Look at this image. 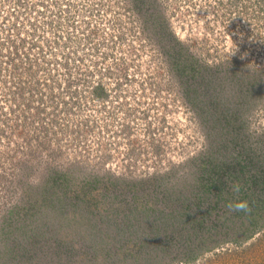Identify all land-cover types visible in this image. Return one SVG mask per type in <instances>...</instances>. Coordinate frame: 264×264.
<instances>
[{
  "label": "rangeland",
  "instance_id": "374dc122",
  "mask_svg": "<svg viewBox=\"0 0 264 264\" xmlns=\"http://www.w3.org/2000/svg\"><path fill=\"white\" fill-rule=\"evenodd\" d=\"M258 9L255 0H0V256L13 242L30 241L27 223L42 222L43 210L36 205L30 217L27 208L50 175L62 172L81 185L98 180L92 219L74 216L75 195L59 205L61 213L48 210L62 223L71 264H264V226L248 238L239 220L231 231L215 232L219 241L209 244L221 245L186 263L203 241L187 240L183 230L165 251L147 253L144 238L121 229L105 234L107 224L97 221L93 247L109 236L99 251L80 244L62 216L69 212L70 224L84 226L102 220L107 206L125 210L122 201L132 196L126 188L136 181L145 193L140 214L156 209L163 217L161 210L173 208L168 197H178L173 189L182 197L199 189L197 169L210 150L229 161L252 152L264 165ZM189 61L199 68L197 80L188 78ZM187 86L200 93L204 112ZM254 187L248 181L246 190ZM80 193L91 207L88 188Z\"/></svg>",
  "mask_w": 264,
  "mask_h": 264
},
{
  "label": "trees",
  "instance_id": "16d2710c",
  "mask_svg": "<svg viewBox=\"0 0 264 264\" xmlns=\"http://www.w3.org/2000/svg\"><path fill=\"white\" fill-rule=\"evenodd\" d=\"M193 63L194 62H192V64ZM186 64V71L189 73L187 74L189 76L188 78L191 79L190 77H193L194 80H197L200 74L199 68H195L194 66L189 68L191 61ZM204 79L207 80V78H203V80ZM208 81L211 82L212 80ZM208 81L207 83L209 85ZM189 87L190 86H187L186 88L187 95H192L190 92H194L195 94L191 96L195 103L193 106L200 112H204L203 105L200 104V93L198 90L195 91ZM229 116H231V114ZM226 121L229 124L228 117ZM230 121H232L231 118ZM220 153L222 154V152ZM213 154L216 153L210 150L207 158L201 162V167L197 169L201 174V182L197 184V188L199 189L193 193L185 194L183 197L179 195L182 194L183 191L178 188L173 189L172 192L176 193L178 197L174 199L168 197L169 203L173 208L171 210H161L163 215V217L161 216L162 218L159 212H155L156 209L153 210L150 216H143L140 214L137 203L140 201V198L144 196L145 191L147 195H150L151 192L148 186H145L142 187L143 190H145L144 192L142 190L144 194H140V190L138 189L139 186L135 181L132 182V184H128L129 187L126 188V190L130 191L132 196L126 197V199L122 201L121 205L125 206V210L124 208L121 210L119 206H107V208H105V214L101 216L102 220L94 219L93 221L95 223L89 221L87 222L88 224L84 226L82 222L78 225L77 223L70 224L69 215H71V213L64 211L62 215L66 218L64 222L67 223V228L71 227V231H75V234L79 237L77 238L80 244L85 243L89 249H98L99 251L104 250L102 246H104V242L108 240L109 236H104V241L100 238L101 241L97 242L96 248L93 247V241L88 239H92L96 237V235L98 236L97 232L99 231V226L96 225L97 221H102L107 224V226L103 224L105 227L101 226L102 228L100 229L101 232L104 229L105 234L111 232L115 234L116 232L117 234L115 235L117 236L119 232H121V229L124 232L122 235L128 233L132 237L139 236L141 239L144 238L142 240L144 241L143 249L145 248L144 252L147 253L154 251L158 252V250L165 251V248L170 245L168 240L170 242L172 241V234L175 235L179 229L183 230L188 235L187 240L193 237V239L198 242L203 241L199 249H191V254H188L185 258L186 263H191V261H194L199 255H203L207 251H213V249L221 245L223 242H216L214 244H209V242L216 241L213 235L215 232H218V230H220V232L231 231L232 223L235 224L237 220L240 221V225L244 226L243 231L247 232L246 236L252 238L262 229V226H264V165L261 161L257 162V160L253 158L252 152L241 151L238 155L245 156V159L237 157L231 158L230 161V158L227 159L220 156L215 158L211 157ZM233 156H235V154ZM246 171H249V173H246ZM61 173L50 175L45 182V189L38 193L33 204L27 208L30 217L32 216L31 210L36 205H40V211L43 210V216L40 214L39 217V219H41L42 216V222L34 221V217H31V222L29 221V223H27L29 228L26 229L25 235L27 238H30V241H27V243L25 242L26 245L22 244L19 246L18 244L19 247L16 246L17 249L15 247L16 244L13 242L11 247L9 246L10 252L8 255L0 256V259H3L2 264H71L73 260V258H71L72 256L67 257V244L69 243H67L66 237L63 236V232L60 230L62 223L59 224L58 221L52 218L63 211L60 210L61 207L59 205H65L67 202L66 200H70L68 195H75L74 198L77 208L75 210L73 209L74 216L78 219L80 217L87 218L89 216V218L92 219L94 217V208H96L98 204V192L96 189L98 180L88 181L86 184L81 185L80 182H76ZM109 178L110 177H108V179ZM248 181H251L254 186L257 185L258 187L260 185L259 187L263 189V192H261L262 190H260L259 187L258 190L254 187L252 192L246 190ZM237 182L241 184V191L239 193H234L232 191V185ZM64 187L66 189L70 188L69 192H66ZM79 187H81V190H86L88 188L89 193L94 195L95 198L93 197L92 199L90 194L91 199H89V201L91 207L87 204L88 202L86 203L82 199ZM59 188H63L64 191H56V189L59 190ZM197 188L195 187V189ZM78 195L81 196L80 199H78ZM115 195L119 197L121 193L115 190ZM234 200H247L249 211L244 212L228 209L226 207L228 201ZM219 205L221 206L219 207ZM50 209L58 212L52 216L51 212H48ZM127 209H129V211H127ZM59 215L57 217H59ZM116 216L121 218L120 222L115 220ZM30 217L27 218L30 219ZM103 219H106V221H103ZM135 219H137L136 222L131 223V221ZM126 224H129L132 228L127 229ZM76 225L77 228L75 227ZM164 234V238L161 237ZM167 234H169L168 239L166 238ZM152 236L158 238L159 247H154ZM215 239L219 241L218 238ZM257 240H259V245L263 237L261 236ZM117 241H119V238ZM233 241L237 245L236 247L242 244L238 239ZM134 248L136 250L138 249L137 246ZM225 251H227L225 253L228 254L232 250L229 251L226 249ZM121 259L127 260L130 258L122 256Z\"/></svg>",
  "mask_w": 264,
  "mask_h": 264
},
{
  "label": "clouds",
  "instance_id": "9594fccd",
  "mask_svg": "<svg viewBox=\"0 0 264 264\" xmlns=\"http://www.w3.org/2000/svg\"><path fill=\"white\" fill-rule=\"evenodd\" d=\"M232 191L234 193H239L241 191V184L238 182L234 183L232 185ZM226 207L230 210H235V211H244V212L249 211V204H248L247 200L228 201Z\"/></svg>",
  "mask_w": 264,
  "mask_h": 264
},
{
  "label": "built area",
  "instance_id": "2783aa9c",
  "mask_svg": "<svg viewBox=\"0 0 264 264\" xmlns=\"http://www.w3.org/2000/svg\"><path fill=\"white\" fill-rule=\"evenodd\" d=\"M258 1L260 15L264 16V0H255Z\"/></svg>",
  "mask_w": 264,
  "mask_h": 264
}]
</instances>
